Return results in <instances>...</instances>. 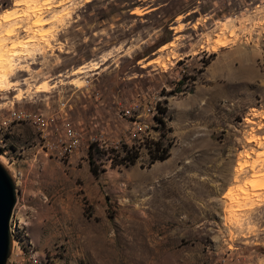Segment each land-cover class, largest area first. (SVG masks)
Masks as SVG:
<instances>
[{
  "label": "rangeland",
  "instance_id": "rangeland-1",
  "mask_svg": "<svg viewBox=\"0 0 264 264\" xmlns=\"http://www.w3.org/2000/svg\"><path fill=\"white\" fill-rule=\"evenodd\" d=\"M105 1L0 0V58L15 63L0 91L16 186L5 264H264V0H159L155 42L171 43L151 69L134 65L150 47L116 67L88 47L73 21L103 17ZM145 138L172 142L170 157L148 165L142 146L111 164Z\"/></svg>",
  "mask_w": 264,
  "mask_h": 264
},
{
  "label": "crops",
  "instance_id": "crops-1",
  "mask_svg": "<svg viewBox=\"0 0 264 264\" xmlns=\"http://www.w3.org/2000/svg\"><path fill=\"white\" fill-rule=\"evenodd\" d=\"M94 0H91V2ZM115 0H108L104 2L102 10L104 11L103 17L94 18L91 22L83 25L81 28L78 19L73 21L76 29H87V33L83 35L84 40H90V45L88 46L91 50H100L97 57L106 61L108 63L115 62L114 67L117 63L124 57L129 59L133 58L134 53H139V48L150 47L149 50L139 57L135 58L134 65L141 60L144 62V67L146 69H151L157 65L153 63L155 58L158 56L159 52L163 47L171 43V40L167 42H155L159 37L158 25L152 24V18L156 16L159 17V0H132L131 6H121L120 4L114 9H108L107 3H112ZM140 11L137 13L135 11ZM125 19V20H124ZM161 19V16H160ZM135 24V31L129 33V37H126L122 41H116L114 36L116 35V29L120 26L126 27V29H131L132 25ZM174 31L171 33L173 34ZM153 45V46H152ZM134 51V52H132ZM153 56V57H152ZM258 111H264V107L257 109ZM256 140L264 141V133H256ZM243 140V139H242ZM253 146L256 144L252 143ZM245 148L242 144L241 148ZM250 148V147H248ZM239 149V151H241Z\"/></svg>",
  "mask_w": 264,
  "mask_h": 264
},
{
  "label": "trees",
  "instance_id": "trees-1",
  "mask_svg": "<svg viewBox=\"0 0 264 264\" xmlns=\"http://www.w3.org/2000/svg\"><path fill=\"white\" fill-rule=\"evenodd\" d=\"M206 63L207 62H205L204 65ZM156 109L157 112L154 114V118L158 125H160L159 129L161 131H164L163 128L165 127L166 123L164 120V115L167 112V108L166 106L161 105L160 102H157ZM167 129L170 130V128ZM171 145L172 142H168L167 144H165L162 138H145L144 141L139 145L122 144L121 150H110L113 151V153L109 155V159L112 165H133L136 163L139 157V147L144 146L148 154V165H151L156 161H163L169 158ZM97 151H99V143L96 141L90 144L88 151L90 169L94 175H97L99 173L98 168L94 165V159L96 157Z\"/></svg>",
  "mask_w": 264,
  "mask_h": 264
},
{
  "label": "water",
  "instance_id": "water-1",
  "mask_svg": "<svg viewBox=\"0 0 264 264\" xmlns=\"http://www.w3.org/2000/svg\"><path fill=\"white\" fill-rule=\"evenodd\" d=\"M16 202L15 181L0 163V264H5L12 249L10 217Z\"/></svg>",
  "mask_w": 264,
  "mask_h": 264
},
{
  "label": "bare ground",
  "instance_id": "bare-ground-1",
  "mask_svg": "<svg viewBox=\"0 0 264 264\" xmlns=\"http://www.w3.org/2000/svg\"><path fill=\"white\" fill-rule=\"evenodd\" d=\"M219 43L225 45L226 41ZM216 48L217 47H214V50H216ZM14 65L15 63H12L10 60L8 61L7 58H0V91H7L12 87V82L9 78L14 74Z\"/></svg>",
  "mask_w": 264,
  "mask_h": 264
},
{
  "label": "built area",
  "instance_id": "built-area-1",
  "mask_svg": "<svg viewBox=\"0 0 264 264\" xmlns=\"http://www.w3.org/2000/svg\"><path fill=\"white\" fill-rule=\"evenodd\" d=\"M66 131H67V133L69 135L70 140H72L73 143L78 141L77 137H75L74 131L71 128H69V127L66 128ZM72 141H71V143H72ZM71 143L69 144L68 148H66L67 151H71V148H72V144Z\"/></svg>",
  "mask_w": 264,
  "mask_h": 264
}]
</instances>
